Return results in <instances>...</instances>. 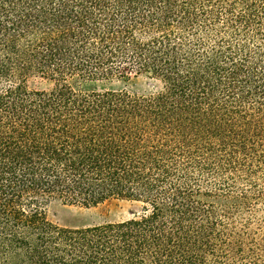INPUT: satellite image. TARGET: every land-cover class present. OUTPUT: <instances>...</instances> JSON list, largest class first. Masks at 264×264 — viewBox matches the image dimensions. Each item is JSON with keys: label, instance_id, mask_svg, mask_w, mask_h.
Returning <instances> with one entry per match:
<instances>
[{"label": "trees", "instance_id": "1", "mask_svg": "<svg viewBox=\"0 0 264 264\" xmlns=\"http://www.w3.org/2000/svg\"><path fill=\"white\" fill-rule=\"evenodd\" d=\"M129 72L162 90L68 83ZM0 264H264V0H0Z\"/></svg>", "mask_w": 264, "mask_h": 264}, {"label": "rangeland", "instance_id": "2", "mask_svg": "<svg viewBox=\"0 0 264 264\" xmlns=\"http://www.w3.org/2000/svg\"><path fill=\"white\" fill-rule=\"evenodd\" d=\"M68 83L77 91L127 90L137 94H155L162 90L163 84L148 74L125 73L104 80H91L79 75L70 76ZM27 85L33 90H49L54 81L39 74L31 75ZM44 211L49 221L63 227H87L108 222L133 219L145 211L141 202L111 198L97 205L65 202L51 198L44 204Z\"/></svg>", "mask_w": 264, "mask_h": 264}]
</instances>
